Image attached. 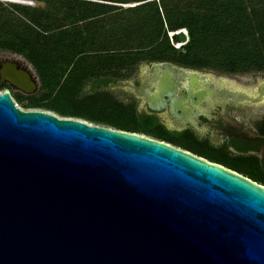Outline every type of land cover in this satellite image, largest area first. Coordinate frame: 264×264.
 Listing matches in <instances>:
<instances>
[{
    "label": "water",
    "instance_id": "1",
    "mask_svg": "<svg viewBox=\"0 0 264 264\" xmlns=\"http://www.w3.org/2000/svg\"><path fill=\"white\" fill-rule=\"evenodd\" d=\"M0 80L37 88L13 63ZM0 264H264V188L143 135L22 110L4 91Z\"/></svg>",
    "mask_w": 264,
    "mask_h": 264
},
{
    "label": "trees",
    "instance_id": "2",
    "mask_svg": "<svg viewBox=\"0 0 264 264\" xmlns=\"http://www.w3.org/2000/svg\"><path fill=\"white\" fill-rule=\"evenodd\" d=\"M145 1L141 7L151 14L144 13L137 20L141 30L135 33L133 42L159 44L147 52H150V57L174 58L179 62L212 67L230 74L264 72V0H192L188 7L175 11L166 10L162 5L164 0ZM97 6L102 8V5ZM164 14L169 31L185 29L188 33L185 44H182L185 38L181 33L172 35L174 43L182 44L179 50L168 45L162 22ZM78 21V18L68 17L65 23L73 27ZM195 37L198 42L213 40L219 44L226 43L231 50L220 60L209 62L192 54ZM89 42L92 44L93 41ZM87 44L86 39L71 36L69 31H60L53 36L40 31H34L30 36L16 31H0V52L20 56L31 66L39 82L37 93L30 96L11 93L1 83L0 92L9 91L22 110L47 111L60 118L79 119L93 125L144 135L263 186L262 179L252 170L254 163L233 160L212 146L199 143L189 134L173 138L150 117L137 114L131 106L124 105L106 90L96 88L84 91L88 82L94 81L97 87L98 82L95 81L101 82L106 72L115 68L119 61L144 55L125 49L86 52Z\"/></svg>",
    "mask_w": 264,
    "mask_h": 264
},
{
    "label": "flooded vegetation",
    "instance_id": "3",
    "mask_svg": "<svg viewBox=\"0 0 264 264\" xmlns=\"http://www.w3.org/2000/svg\"><path fill=\"white\" fill-rule=\"evenodd\" d=\"M7 54L0 55V67L13 63L29 70L36 78L33 94L37 93L39 82L31 66L20 56ZM143 54L119 61L101 82L95 81L97 87L94 81L85 86L89 91L110 92L173 138L189 134L233 160L254 163L252 170L264 188V72L230 74L174 58H152L150 52ZM0 83L11 93L23 95L4 81ZM164 88L168 95L160 97ZM149 105L157 110L151 111Z\"/></svg>",
    "mask_w": 264,
    "mask_h": 264
},
{
    "label": "rangeland",
    "instance_id": "4",
    "mask_svg": "<svg viewBox=\"0 0 264 264\" xmlns=\"http://www.w3.org/2000/svg\"><path fill=\"white\" fill-rule=\"evenodd\" d=\"M115 1L118 0H0V31L5 33L16 31L26 36L32 35L34 31L43 32L47 36L69 31L71 36L86 39L88 43L85 47L86 52L125 49L134 54H143L156 48L159 45L157 43L133 42L136 39L135 33L141 30L139 22L136 23L137 20L144 13L151 14L141 7L146 1L129 0L126 3ZM191 3L192 0H164L162 5L166 10L175 11L184 9ZM97 5H102V8ZM68 17L78 18L76 26L72 27L65 23ZM167 20L164 14L162 22L168 45L179 50L180 46L187 42L188 33L185 29L169 31ZM176 33L184 36L185 41L182 44L173 42L172 35ZM89 41H93L92 44ZM192 48L194 56L206 58L209 62L220 60L231 50L226 43L219 44L213 40L198 42L197 37L194 38ZM0 55L7 57L8 54L0 52ZM84 91L88 92L89 87L85 86ZM16 106L20 108L18 104Z\"/></svg>",
    "mask_w": 264,
    "mask_h": 264
},
{
    "label": "built area",
    "instance_id": "5",
    "mask_svg": "<svg viewBox=\"0 0 264 264\" xmlns=\"http://www.w3.org/2000/svg\"><path fill=\"white\" fill-rule=\"evenodd\" d=\"M2 93V92H1Z\"/></svg>",
    "mask_w": 264,
    "mask_h": 264
}]
</instances>
